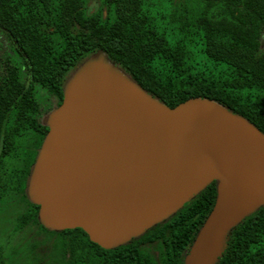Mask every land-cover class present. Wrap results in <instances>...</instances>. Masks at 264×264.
<instances>
[{
    "label": "water",
    "instance_id": "95a60500",
    "mask_svg": "<svg viewBox=\"0 0 264 264\" xmlns=\"http://www.w3.org/2000/svg\"><path fill=\"white\" fill-rule=\"evenodd\" d=\"M31 167L28 194L49 229L81 228L113 248L216 180L182 264H215L227 234L264 204V133L205 97L169 107L101 51L67 80Z\"/></svg>",
    "mask_w": 264,
    "mask_h": 264
},
{
    "label": "trees",
    "instance_id": "16d2710c",
    "mask_svg": "<svg viewBox=\"0 0 264 264\" xmlns=\"http://www.w3.org/2000/svg\"><path fill=\"white\" fill-rule=\"evenodd\" d=\"M165 20L174 37L158 28L142 0H99L94 7L86 0H0V32L14 45L29 80L25 84L19 66L8 64L0 92L28 97L3 94L0 108L34 109L36 83L55 103L50 112L61 103L72 73L101 51L161 103L173 107L188 98H209L264 133V0H202L199 11L174 12ZM35 121L29 116L30 128L38 127ZM47 129L42 127L36 146ZM215 195L212 180L167 218L113 248L99 246L79 227L69 228L77 239L62 251L33 254L31 264H92V248L94 264H159L140 246L153 238L164 244L161 264H182ZM215 264H264V204L230 229Z\"/></svg>",
    "mask_w": 264,
    "mask_h": 264
},
{
    "label": "flooded vegetation",
    "instance_id": "af4514ba",
    "mask_svg": "<svg viewBox=\"0 0 264 264\" xmlns=\"http://www.w3.org/2000/svg\"><path fill=\"white\" fill-rule=\"evenodd\" d=\"M1 35L4 40H7L2 32H0ZM2 36L0 37V88L8 79L5 75L8 64L19 66L21 79L27 84L29 80L25 74L26 69L18 52L14 49L18 59H13L9 53L5 52L6 44L1 40ZM12 47L14 48L13 44ZM33 87L37 102L34 109L28 106L0 108V222L7 219L12 225L9 231L2 235L5 241H10L14 234L18 237L16 246L11 251L13 254H18L19 257L17 261L8 258L9 264H19L21 261L31 264L33 254L37 253L44 256V252L49 253L54 251V248L62 251L64 245L72 241V238L77 239L76 235L68 230L69 228L55 230L56 233L40 228L39 225L42 223L38 216L39 205L34 203L28 194L30 171L39 149V146H36L38 136L43 132L42 127L46 126L45 118L48 109L55 105L51 102L48 107L46 101L42 102L39 99L38 89L45 91L42 86L35 83ZM3 94H7L8 97L17 95L28 97V94L21 92H0V98ZM2 115L6 116L3 117ZM29 116H33L36 120L38 127L35 129L30 128ZM157 241L158 238L148 239L142 241L140 246L161 264L165 254L163 252L164 246H162L164 244L161 245L163 249L161 250ZM0 251L4 261L7 260L4 258L1 248ZM91 260L94 264V248L91 250ZM37 264L41 263L38 262Z\"/></svg>",
    "mask_w": 264,
    "mask_h": 264
},
{
    "label": "rangeland",
    "instance_id": "374dc122",
    "mask_svg": "<svg viewBox=\"0 0 264 264\" xmlns=\"http://www.w3.org/2000/svg\"><path fill=\"white\" fill-rule=\"evenodd\" d=\"M89 7H94L97 5L99 0H86ZM144 8L148 11L149 15L154 19L156 25L160 29L165 27L168 34L171 36H175V31L171 30L172 25H168L165 22V17L169 19V15L176 12L177 14H181V16L186 13L197 12L201 9L202 0H142ZM184 12V13H183ZM174 25V24H173ZM2 36V35H1ZM0 36V37H1ZM2 41L5 42L6 46L4 47V51L9 53L13 59H18V56L14 52V48L12 44L8 40H4L2 36ZM10 57V58H11ZM38 97L42 102L46 101L48 107L52 102V98L44 91L38 89ZM49 113V112H48ZM12 227L11 223L5 219L0 222V248L3 252V256L5 259V263L9 264L8 258L14 259V261L18 259V254H13L11 249L16 246L18 237L16 234L12 235L10 241H5L3 238V234ZM14 236V237H13Z\"/></svg>",
    "mask_w": 264,
    "mask_h": 264
}]
</instances>
